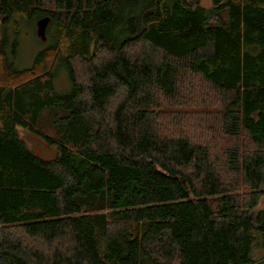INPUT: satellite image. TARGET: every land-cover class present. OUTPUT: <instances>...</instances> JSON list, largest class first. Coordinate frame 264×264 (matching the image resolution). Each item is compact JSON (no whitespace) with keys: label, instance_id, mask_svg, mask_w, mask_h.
Here are the masks:
<instances>
[{"label":"trees","instance_id":"obj_1","mask_svg":"<svg viewBox=\"0 0 264 264\" xmlns=\"http://www.w3.org/2000/svg\"><path fill=\"white\" fill-rule=\"evenodd\" d=\"M208 1L0 0L50 18L30 67L0 48V264H254L264 0Z\"/></svg>","mask_w":264,"mask_h":264},{"label":"rangeland","instance_id":"obj_2","mask_svg":"<svg viewBox=\"0 0 264 264\" xmlns=\"http://www.w3.org/2000/svg\"><path fill=\"white\" fill-rule=\"evenodd\" d=\"M203 7L209 8L208 0H200ZM36 20L21 25L17 34L14 32V24L11 22L4 27L0 25V48L3 49L11 59L16 69H25L32 65L35 55L43 49L46 41H41L36 36ZM46 36V34H45ZM47 37V36H46ZM42 42V43H41ZM56 95L64 96L70 91V81L67 72L62 68L54 81ZM44 119V117L42 118ZM21 130V129H19ZM20 132V137L26 146L38 157L44 160H52L56 157V150L47 147L40 139L35 136ZM264 209V196L262 197L258 211ZM254 242L252 244L250 257L254 264H264V233L254 230Z\"/></svg>","mask_w":264,"mask_h":264},{"label":"water","instance_id":"obj_3","mask_svg":"<svg viewBox=\"0 0 264 264\" xmlns=\"http://www.w3.org/2000/svg\"><path fill=\"white\" fill-rule=\"evenodd\" d=\"M50 22L49 17H43L41 19H38L36 21V36L41 40L45 41L46 40V28Z\"/></svg>","mask_w":264,"mask_h":264}]
</instances>
